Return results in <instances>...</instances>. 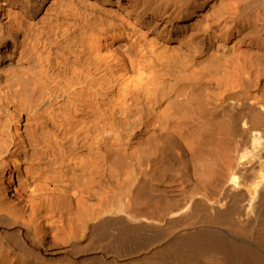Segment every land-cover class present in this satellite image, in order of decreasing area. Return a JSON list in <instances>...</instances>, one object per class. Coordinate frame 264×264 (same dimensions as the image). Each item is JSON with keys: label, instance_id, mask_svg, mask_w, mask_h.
<instances>
[{"label": "bare ground", "instance_id": "bare-ground-1", "mask_svg": "<svg viewBox=\"0 0 264 264\" xmlns=\"http://www.w3.org/2000/svg\"><path fill=\"white\" fill-rule=\"evenodd\" d=\"M0 264H264V0H0Z\"/></svg>", "mask_w": 264, "mask_h": 264}, {"label": "rangeland", "instance_id": "rangeland-1", "mask_svg": "<svg viewBox=\"0 0 264 264\" xmlns=\"http://www.w3.org/2000/svg\"><path fill=\"white\" fill-rule=\"evenodd\" d=\"M37 18H35V20L33 21V23H37ZM186 116L188 117V118H190V117H192V113L189 111H187L186 113ZM190 116V117H189ZM190 121H191V119H186L184 122H182V127L184 126V125H187V126H189L190 125ZM185 123V124H184ZM186 129H187V127H185Z\"/></svg>", "mask_w": 264, "mask_h": 264}]
</instances>
